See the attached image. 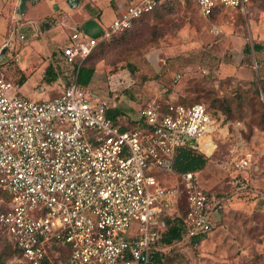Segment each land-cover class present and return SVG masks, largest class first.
Here are the masks:
<instances>
[{
	"label": "built area",
	"instance_id": "built-area-1",
	"mask_svg": "<svg viewBox=\"0 0 264 264\" xmlns=\"http://www.w3.org/2000/svg\"><path fill=\"white\" fill-rule=\"evenodd\" d=\"M159 1L135 0L99 37L70 27L66 63L79 66L99 40L128 29ZM249 1L195 0L203 15L218 6L245 9ZM113 106L114 99L89 97L75 83L32 100L0 69V190L7 195L0 198V228L21 251L20 262L152 264L164 207L180 216L189 240L214 228L222 209L217 194L189 171L173 185L156 175L174 174L175 152L185 143L205 153V138L216 131L205 105L151 100L140 111L146 127L123 131L108 116ZM240 154L237 166L248 167L252 152Z\"/></svg>",
	"mask_w": 264,
	"mask_h": 264
},
{
	"label": "rangeland",
	"instance_id": "rangeland-1",
	"mask_svg": "<svg viewBox=\"0 0 264 264\" xmlns=\"http://www.w3.org/2000/svg\"><path fill=\"white\" fill-rule=\"evenodd\" d=\"M105 8L102 7L101 24L112 19ZM47 9L42 3L28 16L36 21ZM161 15L155 20L152 14L144 16L128 35L120 32L99 40L93 51L97 52L95 74L85 94L114 99L111 109L121 111L117 117L121 123L139 117L151 100L161 106L167 102L204 104L216 131L208 135L214 147L207 151L208 155L204 153L209 158L208 166L196 180L203 189L221 198L222 209L213 218L215 225L207 236L195 243L174 246L164 264H264V130L255 126L264 93L256 94L250 84L257 77L258 53L243 52L245 44L264 45V0H250L245 9L223 8L211 16L203 15L195 0H177ZM3 22L0 41L7 36ZM144 22L147 25L141 32L147 38L140 46L141 40H134L136 48L130 51L118 45L123 36L130 37ZM61 27L57 32L68 35L66 27ZM21 35L19 29H14L6 37L13 49L26 42ZM61 41L56 43V49L63 45ZM113 44L117 46L112 48ZM7 53L1 55L0 62L9 59ZM124 56L131 59L133 70ZM7 61L0 69L29 98L49 99L63 90L60 76L50 83L44 81L45 66L21 68L6 66L11 60ZM258 73L264 75V69ZM222 97L233 109L232 120L209 106L210 101ZM248 125L252 126L251 132ZM244 151H251L253 156L248 167L240 168L236 162ZM156 175L166 185L177 180L173 173L157 171ZM179 191L182 197L180 186ZM6 252L9 242L0 228V261L15 262V256H3Z\"/></svg>",
	"mask_w": 264,
	"mask_h": 264
},
{
	"label": "trees",
	"instance_id": "trees-1",
	"mask_svg": "<svg viewBox=\"0 0 264 264\" xmlns=\"http://www.w3.org/2000/svg\"><path fill=\"white\" fill-rule=\"evenodd\" d=\"M177 0H160L156 6L149 12L141 15L137 19H135L132 22V25L128 28L125 29L124 32L125 35H128L126 33H129V31L133 28V26L136 24V22H139L142 20V18L148 14H152V18L159 19L161 18V13L169 9ZM196 3V2H195ZM197 5V4H196ZM225 7L223 6H218L215 7L208 16L213 15L215 12H217L220 9H223ZM147 23L144 22L143 26L138 28L134 34L132 33L130 37L120 39L118 42V45L120 46L125 45V49L130 51L135 49L133 44H135V41L141 40L138 45L140 46L143 43V40L146 39L147 37H142L143 33L141 30L143 27H145ZM146 30V28H144ZM96 45L95 47H97ZM116 44H113L112 48L116 47ZM95 47L93 50L90 52V54L82 61V63L77 66L76 64H68L66 63L64 56L62 54V48H58L51 54V58L48 61V63L45 65L44 68V75L43 79L47 83H50L54 81L58 76H60V79L62 80V88L63 90L68 87L70 84L75 83L77 88L85 94L86 92L89 91V84L91 83L93 76L95 74V66L97 63V52H93L95 50ZM243 52L246 54H250L251 52L258 53V57L255 58L256 62V71H257V77H253L251 80V86L255 89V93H264V75H260L258 72L260 70L264 69V45L260 44L258 42H253L252 45L245 44L243 48ZM129 53V52H127ZM127 62V66L133 70V64L131 62V59L128 56H124ZM2 63H0L1 66ZM24 78L22 77L20 80V85L24 83ZM17 89H19V85H16ZM62 90V91H63ZM61 91V92H62ZM60 92V93H61ZM20 95L25 96L22 94L20 91H18ZM111 93H109L110 95ZM86 95V94H85ZM29 98L28 96H25ZM31 99V98H29ZM35 100V99H32ZM46 99H36V101H42ZM173 103V102H167L164 104V106H167L168 104ZM183 105H190L192 103H182V102H175ZM209 106L216 108L221 111L226 117V120H232L234 119V112L233 109L231 108V105L229 101L222 97V98H215L214 100L209 102ZM260 104V109L257 111V121L255 126H257L259 129L264 130V102L259 101ZM206 107V106H205ZM207 111L208 108L206 107ZM209 112V111H208ZM121 113L120 110L116 109H110L108 111V116L113 120L115 124L119 125L120 130H128L132 129L135 127H146V122L143 119L141 115L139 117L133 119V120H127L124 123L119 122L118 120V115ZM130 123V124H129ZM132 124V125H131ZM251 132L252 126L248 125L246 126ZM209 158L208 156H205L203 152H201L198 148L197 145L191 144V143H185L184 145L180 146L177 148L174 158H173V164H172V169L174 171V174L176 177L184 172H191L196 178L197 174L200 173L203 169H205L208 165ZM0 198H7V195L0 190ZM1 204H0V210H1ZM180 212L182 213L184 211V206L183 204H180L179 207ZM158 218L164 222V227L162 229V237L160 240L161 248L157 249L154 251L153 256H152V264H164L165 259L167 257V254L170 249H174V246L179 245L181 243H195L198 242L201 238L195 237L191 240L186 238V231L184 225L181 223L180 216L177 215L175 212L169 211L168 207H164L161 213L158 215ZM3 231V230H2ZM5 234V232L3 231ZM6 237V234H5ZM7 239V238H6ZM9 242V252H6L4 254V257H11L15 256L17 258L21 257V251L11 242L7 239ZM65 258V255L61 256ZM4 261V260H3ZM4 263V262H3ZM0 264L1 261H0ZM10 264H29L25 262H10Z\"/></svg>",
	"mask_w": 264,
	"mask_h": 264
},
{
	"label": "crops",
	"instance_id": "crops-1",
	"mask_svg": "<svg viewBox=\"0 0 264 264\" xmlns=\"http://www.w3.org/2000/svg\"><path fill=\"white\" fill-rule=\"evenodd\" d=\"M134 1L79 0L72 7L68 4V0L27 1L25 10L19 18L15 15V8L19 0H0V26L4 24L3 21L5 20L7 36L11 30L19 29L20 34H23L26 39L25 43H20L17 49H13L12 42L7 40V36L3 37L2 41H0V52L6 46L5 52L9 53H7L9 59H3L0 63L11 60L10 64L8 63L6 66H19L21 68L25 66H45L50 60L51 54L58 48L61 49L68 42L70 27L79 29L87 36L99 37L102 30L108 27L112 20L123 13L126 7ZM42 3L48 6V9L35 21L30 16L34 14V10ZM103 6L106 7L105 12L109 13L112 19L109 23L101 24ZM29 12L30 16H28ZM61 19H65L66 25L60 24ZM61 25L66 27L68 35L65 31L64 35L57 32V29L62 28ZM61 39L63 40L61 41ZM59 41L63 45H59L56 49V43ZM17 90L21 92V88ZM21 93L24 94L23 92ZM24 95L27 96L26 94ZM209 134L205 138L206 141H209V139L212 141V138L208 136ZM212 148L208 145L205 146V154L208 155L210 152L207 151ZM18 259L15 257V262H20Z\"/></svg>",
	"mask_w": 264,
	"mask_h": 264
},
{
	"label": "water",
	"instance_id": "water-1",
	"mask_svg": "<svg viewBox=\"0 0 264 264\" xmlns=\"http://www.w3.org/2000/svg\"><path fill=\"white\" fill-rule=\"evenodd\" d=\"M27 1H30V2H33L35 0H19L18 4H17V7L15 8V15L17 17H21L24 10H25V3ZM79 0H68V4L72 7L74 5H76L78 3ZM6 46H4L3 50L0 52V57L1 55H3L5 53V50H6Z\"/></svg>",
	"mask_w": 264,
	"mask_h": 264
},
{
	"label": "bare ground",
	"instance_id": "bare-ground-1",
	"mask_svg": "<svg viewBox=\"0 0 264 264\" xmlns=\"http://www.w3.org/2000/svg\"><path fill=\"white\" fill-rule=\"evenodd\" d=\"M213 127H214V126H213ZM213 127H211L210 129H213ZM208 146L214 147V144H213V142L210 141V139H209V141H208Z\"/></svg>",
	"mask_w": 264,
	"mask_h": 264
}]
</instances>
